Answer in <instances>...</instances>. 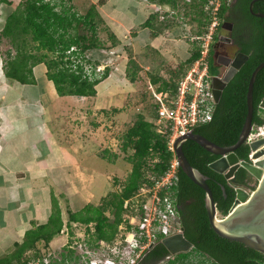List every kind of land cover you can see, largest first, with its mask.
<instances>
[{
  "label": "crops",
  "instance_id": "crops-1",
  "mask_svg": "<svg viewBox=\"0 0 264 264\" xmlns=\"http://www.w3.org/2000/svg\"><path fill=\"white\" fill-rule=\"evenodd\" d=\"M204 1L189 4L197 29L204 24ZM22 2L0 1V39H7L14 48L2 31ZM56 2L61 10L60 1ZM69 2L65 5L81 16L95 8L98 45L87 52L93 61L108 63L113 70L108 68L109 74L95 85L92 95L60 94L45 61L30 62V80L21 82L5 74L0 52L1 264H16L28 252L43 254L40 240L35 248L12 256L26 240L27 231L46 224L56 208L61 211L63 229L48 246L59 253L67 250L64 244L72 237L71 225L79 223L71 221L70 214L89 204L99 205L113 191L111 176H120L126 167L128 173L132 171L129 158L134 149L125 150L124 140L119 148L109 127L116 123L117 128L128 127L127 133L140 116L153 122L156 104L150 93L152 102L141 100L142 79L147 78V87L148 82L158 89L174 85L191 65L196 49L195 43L182 37L179 26L166 32L141 0ZM32 44L29 51L39 53ZM153 78L158 81L154 83ZM129 121L130 126L126 125ZM121 151H130L129 162L120 156Z\"/></svg>",
  "mask_w": 264,
  "mask_h": 264
},
{
  "label": "trees",
  "instance_id": "trees-1",
  "mask_svg": "<svg viewBox=\"0 0 264 264\" xmlns=\"http://www.w3.org/2000/svg\"><path fill=\"white\" fill-rule=\"evenodd\" d=\"M59 1L60 5L63 6L61 10H57L59 2L56 0H23L21 5L8 16L2 35L10 40L17 53L13 57L10 55L6 60L5 74L9 78L27 82L30 80L31 74L30 62L45 61L49 69V76L55 82L60 94L92 95L95 93V85L98 81L90 82L83 79L81 74H76L62 67V62L52 59L50 53L56 50L64 51L73 44L81 46L84 51L97 46L94 23L97 16L96 10L92 7L85 15L81 16L77 12H71V7L68 8L65 5L66 1L69 0ZM159 1L175 3V0ZM250 2L251 0H245L243 7L246 13L252 17L257 29L262 30L255 35L254 39L246 42V45L242 44L243 50L249 55V59L226 85L221 99L216 105L212 120L194 128L196 133L202 134L222 146L235 144L239 139L248 112L249 80L256 66L264 61V18L253 16L250 13ZM226 9L224 5L221 9V15L225 14ZM254 10L264 13V0L256 1ZM71 29H74L75 32L69 33ZM87 30L92 31V35H88ZM31 43L37 45L39 53L35 54L29 51L28 46ZM199 55L200 51L196 47L189 62L192 63ZM214 62L212 52L211 72L217 73L218 70ZM152 81L156 83L158 79L153 78ZM168 86L170 85H166V87ZM166 87L163 84L160 89ZM263 98L264 68L258 73L254 84L253 123L263 122L260 115V104ZM167 141V136L158 133L152 122L140 116L124 137V149L127 150L128 147H131L134 149V153L129 158L133 167L123 190L109 192L99 205L89 204L84 210L71 213V221L85 225L94 224V232L91 233V229L87 228L94 240H112L125 213L124 201L135 194L140 183L146 177L147 157L152 150L160 151L163 160L156 164V173L161 175L167 168V161L172 155L167 152ZM183 150L189 162L207 177L206 181L213 192L218 210L223 215H227L235 201L236 191L234 187L228 184L222 173L210 167V163L215 161L218 155L191 139L184 142ZM237 153L240 157L249 159V145L240 146ZM179 175L180 181L175 195L184 234L194 244L192 250L207 256L212 264H264L263 253L240 241L222 237L214 230L206 208L205 190L189 178L180 167ZM242 177L246 178V176ZM111 209L113 210V217L106 214ZM62 229L61 211L56 208L46 224L27 231L26 240L17 246L18 251L12 256H19L26 250L35 248L36 243L40 240L48 245L52 237L60 233ZM72 253V250L68 253L62 252V262L68 257H72ZM168 254H170L169 250L162 242H159L140 264H157ZM190 256L189 251L183 252L178 254L171 263H189L192 261Z\"/></svg>",
  "mask_w": 264,
  "mask_h": 264
},
{
  "label": "built area",
  "instance_id": "built-area-1",
  "mask_svg": "<svg viewBox=\"0 0 264 264\" xmlns=\"http://www.w3.org/2000/svg\"><path fill=\"white\" fill-rule=\"evenodd\" d=\"M141 1L150 6L151 13L159 24L165 26L166 32H170L171 26H179L183 31L182 37L195 43L200 51L198 58L180 74L174 85L158 89L148 82V92L157 110L152 123L158 133L167 136V152L172 154L167 161V168L161 175L156 173V164L163 160L160 151L152 150L147 157L146 177L135 194L124 201L125 213L112 240L89 238L87 228L91 229V233L94 232V224H84L85 231L81 234L76 232V236L64 244L66 253L73 251L72 257L62 262V254L56 251L47 254L28 252L16 264H140L163 238L184 231L175 195L180 181L175 142L180 136L213 118L217 105L213 80L215 76L223 78L225 74L222 71L211 72L213 41L220 24L221 9L224 5L228 6L231 0H205L202 6L205 17L201 29L194 27L193 16L186 11L191 0L183 1L186 6L180 0H175L174 4L159 0ZM11 56H15V52ZM50 57L61 61L62 67L81 74L83 79L90 82L103 80L109 74L108 68L113 70L108 63L93 61L88 52L77 44L64 51L56 50L50 53ZM260 108L263 122L253 123L245 143L249 147L264 139V107ZM263 148L264 143L256 150L250 148L249 161L255 163L259 159L254 158L255 153ZM261 158H264V154ZM124 186L125 183L120 182L115 185V190L122 191ZM219 214L220 218L227 216L219 212L218 217ZM74 225L83 226L82 223Z\"/></svg>",
  "mask_w": 264,
  "mask_h": 264
},
{
  "label": "water",
  "instance_id": "water-1",
  "mask_svg": "<svg viewBox=\"0 0 264 264\" xmlns=\"http://www.w3.org/2000/svg\"><path fill=\"white\" fill-rule=\"evenodd\" d=\"M255 1L257 0H252L250 4L252 12H254L253 6ZM255 14L264 18V13L262 12ZM248 57V54L240 53L233 61L228 59L224 62L221 60V56H219V63L230 66L223 78L214 77L213 81L217 103L220 101L223 90L228 82L238 72ZM263 68L264 61L256 66L250 77L247 92L248 112L239 139L235 144L222 146L202 134L192 131L177 138L175 150L180 168L206 192V208L214 230L222 237L240 241L246 246L264 254V158H261L264 154V148L255 153L254 158H259L255 163L240 157L237 153V149L246 143V139L253 125L254 84L258 73ZM260 106L264 107V98ZM188 139L196 141L208 151L219 156L218 159L210 163V167L222 173L228 181V184L235 188L236 198L232 206L233 209L225 217L220 218L217 216L220 211L218 210L213 192L207 184V177L189 162L184 153L183 145ZM262 143H264V139L252 143L250 148L256 150ZM239 168L244 169L259 180L258 187L253 190L251 195L249 194L250 189L246 186L245 181L235 176V172ZM162 243L173 255L188 252L194 247V244L186 238L184 231L163 238Z\"/></svg>",
  "mask_w": 264,
  "mask_h": 264
},
{
  "label": "flooded vegetation",
  "instance_id": "flooded-vegetation-1",
  "mask_svg": "<svg viewBox=\"0 0 264 264\" xmlns=\"http://www.w3.org/2000/svg\"><path fill=\"white\" fill-rule=\"evenodd\" d=\"M244 2L245 0H231V3L228 6H226L227 9L225 14L220 15V24L216 31L215 39L213 41V52L215 56L214 59L217 70L222 71L224 73L228 70L230 65L227 66L222 63H219L218 62L219 56H221V60L225 62L228 59H231V61H233L236 58V56L240 53L247 54L243 50L242 44L246 45V42H250L252 39H254L255 35L258 34L260 30H262L260 28L257 29V27L255 26L252 20V17H250L246 13L245 8L243 7ZM255 3L253 9L255 7ZM249 11L253 16L260 17L255 13H260L261 11L254 10V12H252L250 9V5H249ZM248 59L244 62V64L248 61ZM235 176L238 179L244 180L248 188L250 187L254 179L257 183H259V180H257L253 175H251L242 168H239L235 172ZM242 176H246V178H243ZM192 249L193 248H191L190 250ZM177 255L178 254L172 255L170 253L166 255L162 260H160L157 264H172L171 261L174 260Z\"/></svg>",
  "mask_w": 264,
  "mask_h": 264
},
{
  "label": "rangeland",
  "instance_id": "rangeland-1",
  "mask_svg": "<svg viewBox=\"0 0 264 264\" xmlns=\"http://www.w3.org/2000/svg\"><path fill=\"white\" fill-rule=\"evenodd\" d=\"M70 1V0H69ZM69 1H67L68 2V4L70 3ZM183 1L184 0H180V2H181V4L183 5V6H186L185 5V3H183ZM186 11L188 12V13H190L191 14V12H190V8L188 9V8H186ZM193 23H194V21H193ZM94 51H95V49H94ZM0 52L2 53V55H3V57L7 60L10 56H8V53L10 52V55H12V53H14L15 52V54L17 53L16 52V49L14 48V47H12L11 45H10V43H9V41L7 40V39H0ZM96 52V51H95ZM13 57V56H12ZM215 63V62H214ZM216 64V63H215ZM214 65V64H213ZM146 76V75H145ZM145 79L146 80H144V79H142V83H140V86L143 88L142 89V91H140L139 90V92L141 93V95H140V97H141V100H147V101H149V103L150 102H152V98H150V96H149V92H148V87H147V84H146V81H147V78L145 77ZM152 105V104H151ZM151 105H149L148 107L149 108H151ZM153 108V107H152ZM115 120V119H114ZM133 121H134V119H133ZM113 126L112 127H109L110 128V130H112L114 133H112V134H110L111 136H115V138L116 139H118L117 140V146L119 147V148H121L120 147V144H122V142H123V140H124V136H125V133H126V130L128 129V127H124L123 129H120V128H117L116 127V123H113L112 124ZM126 125H128V126H130L131 125V122L129 121L128 123H126ZM120 151V150H119ZM129 152L130 151H126V152H120L119 154H120V156H122L123 157V159L125 160V162L126 161H128L129 162V160H128V154H129ZM126 166H127V164L126 163H124ZM126 170H127V167H126ZM126 170H125V168H124V173L123 174H121L120 176H114V175H112L111 176V180H112V182H113V184L114 185H116V184H118V183H120V182H126L127 181V179H128V177L129 176H127V175H130V173H128L129 172V170H127V173H126ZM110 180V179H109ZM105 181H106V179H105ZM107 182V181H106ZM102 183L103 182H101L100 183V185H102ZM114 185H113V191H115V188H114ZM258 185H259V183H257L256 181H255V179L253 180V182H252V184L250 185V187H249V189H250V191H253V189H254V187H255V189L258 187ZM254 189V190H255ZM249 191V190H248ZM249 191V192H250ZM99 204H101V203H99ZM106 214H108L110 217H113V210L111 209V210H109V211H107V213ZM219 217H221V214H219ZM71 227L72 228H70V236H72L71 238H73L74 236H76V232H80V234L82 233V232H84L85 231V226H84V224H83V226L82 227H80V226H72L71 225ZM89 238H91L92 237V235H89L88 236ZM72 240V239H71ZM41 249H42V252H43V254H47V253H49V252H53L54 250L50 247V246H48V245H46L45 244V242L43 241V243H42V245H41ZM190 253H191V256H190V259L192 260L191 262H189V263H186V264H212V261L207 257V256H205V255H202L201 253H197V252H195V251H193V250H190L189 251ZM56 253H59V251H56ZM61 253V252H60Z\"/></svg>",
  "mask_w": 264,
  "mask_h": 264
}]
</instances>
